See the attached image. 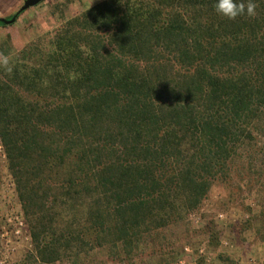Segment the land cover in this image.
I'll use <instances>...</instances> for the list:
<instances>
[{
    "label": "trees",
    "instance_id": "1",
    "mask_svg": "<svg viewBox=\"0 0 264 264\" xmlns=\"http://www.w3.org/2000/svg\"><path fill=\"white\" fill-rule=\"evenodd\" d=\"M252 2L228 19L216 0H102L20 49L2 41L0 141L40 261L110 247L134 263L256 145Z\"/></svg>",
    "mask_w": 264,
    "mask_h": 264
},
{
    "label": "rangeland",
    "instance_id": "2",
    "mask_svg": "<svg viewBox=\"0 0 264 264\" xmlns=\"http://www.w3.org/2000/svg\"><path fill=\"white\" fill-rule=\"evenodd\" d=\"M100 1L44 0L15 23L0 26V44L10 40L20 49ZM257 136L256 145L241 149L227 176L214 182L200 209L150 237L137 251L144 257L132 264H264V134ZM124 255L104 247L40 261L4 149L0 152V264H131Z\"/></svg>",
    "mask_w": 264,
    "mask_h": 264
},
{
    "label": "clouds",
    "instance_id": "3",
    "mask_svg": "<svg viewBox=\"0 0 264 264\" xmlns=\"http://www.w3.org/2000/svg\"><path fill=\"white\" fill-rule=\"evenodd\" d=\"M214 7L218 15L228 19H236L245 15L254 16L256 14V5L252 0H247V3H245V0H216Z\"/></svg>",
    "mask_w": 264,
    "mask_h": 264
},
{
    "label": "crops",
    "instance_id": "4",
    "mask_svg": "<svg viewBox=\"0 0 264 264\" xmlns=\"http://www.w3.org/2000/svg\"><path fill=\"white\" fill-rule=\"evenodd\" d=\"M25 0H0V19L11 18L23 6Z\"/></svg>",
    "mask_w": 264,
    "mask_h": 264
},
{
    "label": "water",
    "instance_id": "5",
    "mask_svg": "<svg viewBox=\"0 0 264 264\" xmlns=\"http://www.w3.org/2000/svg\"><path fill=\"white\" fill-rule=\"evenodd\" d=\"M44 0H25L23 6L20 8V10L15 13L11 18H1L0 22H2L5 25H10L13 24L17 21L18 16L28 10L29 8L38 5L40 2H42Z\"/></svg>",
    "mask_w": 264,
    "mask_h": 264
},
{
    "label": "built area",
    "instance_id": "6",
    "mask_svg": "<svg viewBox=\"0 0 264 264\" xmlns=\"http://www.w3.org/2000/svg\"><path fill=\"white\" fill-rule=\"evenodd\" d=\"M3 146H2V143L0 142V152H3ZM178 264H184V261H179Z\"/></svg>",
    "mask_w": 264,
    "mask_h": 264
}]
</instances>
